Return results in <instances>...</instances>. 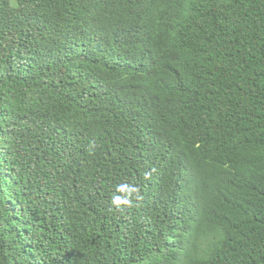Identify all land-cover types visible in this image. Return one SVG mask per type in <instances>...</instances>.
<instances>
[{
	"label": "trees",
	"instance_id": "1",
	"mask_svg": "<svg viewBox=\"0 0 264 264\" xmlns=\"http://www.w3.org/2000/svg\"><path fill=\"white\" fill-rule=\"evenodd\" d=\"M0 264H264V0H0Z\"/></svg>",
	"mask_w": 264,
	"mask_h": 264
},
{
	"label": "bare ground",
	"instance_id": "2",
	"mask_svg": "<svg viewBox=\"0 0 264 264\" xmlns=\"http://www.w3.org/2000/svg\"><path fill=\"white\" fill-rule=\"evenodd\" d=\"M165 46V45H164Z\"/></svg>",
	"mask_w": 264,
	"mask_h": 264
}]
</instances>
